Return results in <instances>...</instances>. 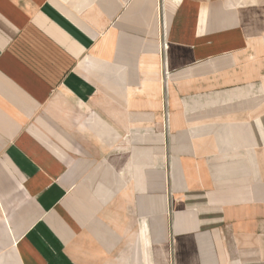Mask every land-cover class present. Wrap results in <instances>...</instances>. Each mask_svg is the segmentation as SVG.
Masks as SVG:
<instances>
[{"label":"crops","instance_id":"crops-1","mask_svg":"<svg viewBox=\"0 0 264 264\" xmlns=\"http://www.w3.org/2000/svg\"><path fill=\"white\" fill-rule=\"evenodd\" d=\"M0 264H264V0H0Z\"/></svg>","mask_w":264,"mask_h":264}]
</instances>
